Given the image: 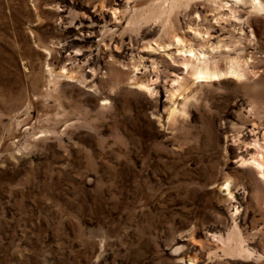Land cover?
<instances>
[{
	"label": "rangeland",
	"instance_id": "obj_1",
	"mask_svg": "<svg viewBox=\"0 0 264 264\" xmlns=\"http://www.w3.org/2000/svg\"><path fill=\"white\" fill-rule=\"evenodd\" d=\"M236 9L0 0V264H264V12Z\"/></svg>",
	"mask_w": 264,
	"mask_h": 264
},
{
	"label": "bare ground",
	"instance_id": "obj_2",
	"mask_svg": "<svg viewBox=\"0 0 264 264\" xmlns=\"http://www.w3.org/2000/svg\"><path fill=\"white\" fill-rule=\"evenodd\" d=\"M208 1H210L212 3V6H214L216 9L217 8H219V9L222 8L224 10L227 9L229 12H238L239 10L236 8H237V6H240V5H243V6L249 5V7L253 13L259 14V13L264 12V0H208ZM229 2L232 4H229ZM200 49H201V47H200ZM187 52L191 53L192 56H195V53H193L190 48L188 49ZM197 55H201L203 57L205 56L202 53L197 54ZM195 57H196L197 62H199V60H201L199 56H195ZM188 62H190V61H188ZM191 64H192V66L190 67V77L192 78V82H199L202 80L203 81H214V80H218V79L223 78V77H235L237 79H240V78H244L246 76V72H245L244 68L242 66L238 65L236 62L235 63L229 62L223 69H218L217 67L208 65L206 63H201V64L191 63ZM252 162L254 163L256 170L264 178V173L262 171L263 163L258 158H252Z\"/></svg>",
	"mask_w": 264,
	"mask_h": 264
}]
</instances>
